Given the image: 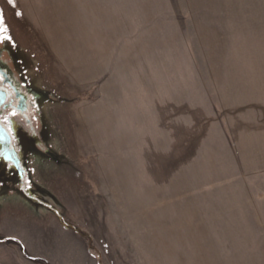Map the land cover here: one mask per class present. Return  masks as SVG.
Segmentation results:
<instances>
[{"label": "rangeland", "instance_id": "1", "mask_svg": "<svg viewBox=\"0 0 264 264\" xmlns=\"http://www.w3.org/2000/svg\"><path fill=\"white\" fill-rule=\"evenodd\" d=\"M63 2L0 0V37L50 91L62 155L27 163L35 199L0 183V264H264V16L185 15L132 54L94 56Z\"/></svg>", "mask_w": 264, "mask_h": 264}, {"label": "crops", "instance_id": "2", "mask_svg": "<svg viewBox=\"0 0 264 264\" xmlns=\"http://www.w3.org/2000/svg\"><path fill=\"white\" fill-rule=\"evenodd\" d=\"M149 1H145L144 7H141L138 0H64L65 33L74 34L72 39L83 42L86 50L92 51L89 53L91 55L120 56L132 54L133 52L126 51H131L132 48L134 50L138 40H162L163 37L152 36L154 32L159 31V25L181 24L182 20L179 18L185 15L209 24H213L215 20L221 22L220 19L224 18V22L231 18H243L246 19L245 23L259 24L257 19L264 16V0H159L154 2V6L156 11L160 12H148ZM29 8L28 10L32 11V8ZM138 10L141 13L138 14ZM36 11L39 16L38 10ZM154 15L166 19L154 23L151 20ZM140 20H144L146 29L141 30L144 35L138 39L137 27L143 24ZM153 23L157 25L155 28ZM37 28V32L44 30L41 25ZM33 30L36 32L35 26ZM57 50L59 51V48H56ZM257 154L260 160L262 157L259 152ZM262 159L264 163V158ZM261 167L264 168V164ZM66 227L65 225L66 230H72ZM237 248L247 246L240 244Z\"/></svg>", "mask_w": 264, "mask_h": 264}, {"label": "flooded vegetation", "instance_id": "3", "mask_svg": "<svg viewBox=\"0 0 264 264\" xmlns=\"http://www.w3.org/2000/svg\"><path fill=\"white\" fill-rule=\"evenodd\" d=\"M7 43L0 37V132L9 134L12 150L5 153L0 148V183L24 190L32 200L39 195L31 190L34 179L27 163L45 170L61 162L49 117L53 97L30 80L20 67V51Z\"/></svg>", "mask_w": 264, "mask_h": 264}, {"label": "water", "instance_id": "4", "mask_svg": "<svg viewBox=\"0 0 264 264\" xmlns=\"http://www.w3.org/2000/svg\"><path fill=\"white\" fill-rule=\"evenodd\" d=\"M0 148L2 151L5 153H10L11 152V139L9 134L2 129L0 132Z\"/></svg>", "mask_w": 264, "mask_h": 264}, {"label": "snow or ice", "instance_id": "5", "mask_svg": "<svg viewBox=\"0 0 264 264\" xmlns=\"http://www.w3.org/2000/svg\"><path fill=\"white\" fill-rule=\"evenodd\" d=\"M3 23V18H2V16H0V24H2ZM0 31H2V29H0Z\"/></svg>", "mask_w": 264, "mask_h": 264}, {"label": "trees", "instance_id": "6", "mask_svg": "<svg viewBox=\"0 0 264 264\" xmlns=\"http://www.w3.org/2000/svg\"><path fill=\"white\" fill-rule=\"evenodd\" d=\"M18 243L20 244L19 240H18ZM22 244V243H21ZM23 246V245H22ZM24 248V247H23ZM31 258V257H30Z\"/></svg>", "mask_w": 264, "mask_h": 264}]
</instances>
